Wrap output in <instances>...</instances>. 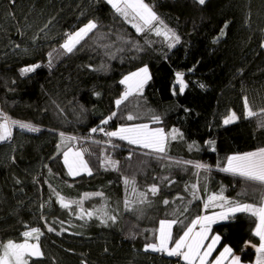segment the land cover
Wrapping results in <instances>:
<instances>
[{"label": "trees", "instance_id": "1", "mask_svg": "<svg viewBox=\"0 0 264 264\" xmlns=\"http://www.w3.org/2000/svg\"><path fill=\"white\" fill-rule=\"evenodd\" d=\"M144 2L178 43L171 39L169 47L150 31L137 33L106 0H0V113L40 129L12 125V137L0 141V244L23 243L25 231L39 228V239L28 242L43 255L30 257L29 264H177L164 253L145 251L156 242L161 220L183 221L173 225L174 242L193 219L209 212L204 204L210 195L223 190L226 199L243 203L257 196L251 182L219 168L229 155L264 147V117L245 118L244 108L245 98L253 111L264 108V0ZM90 20L97 27L65 53L60 45L66 34ZM37 64L21 75L22 68ZM144 67L150 79L143 93L117 107L125 92L120 81ZM177 73L183 74V93ZM146 111L150 118L134 117ZM232 112L238 119L225 125ZM138 123L176 129L182 139L169 140L160 158L104 131L91 132ZM69 148L82 153L91 175L68 174L63 152ZM196 163L208 171L198 173ZM125 178L135 184L126 185ZM153 185L156 195L148 191ZM57 193L80 203L62 208ZM139 193H146V202L139 203ZM125 200L133 211L125 209ZM105 212L116 222L102 224ZM255 226L248 213L213 224L211 233L220 236L215 255L228 246L243 264L255 262Z\"/></svg>", "mask_w": 264, "mask_h": 264}, {"label": "snow or ice", "instance_id": "2", "mask_svg": "<svg viewBox=\"0 0 264 264\" xmlns=\"http://www.w3.org/2000/svg\"><path fill=\"white\" fill-rule=\"evenodd\" d=\"M10 3H15V0H9ZM111 5L112 9L117 14L122 16L126 21L133 22L132 26L136 29L137 33L144 32L145 30H154L156 35H164L166 38L170 37L176 43L179 42V37L170 29L164 30L160 26H163V21L160 20L157 13L153 8L144 2V0H106ZM200 5H204L206 0H195ZM159 25V26H158ZM97 27L94 21H89L86 25L79 28L78 31L70 34H66V39L60 45L65 53H72L77 44L81 42L90 32ZM228 27L225 23L224 28L221 29L220 35H224V29ZM215 42V41H214ZM169 44V47H172ZM264 47V44H262ZM40 67L39 64L24 67L20 70L21 75L35 71L36 68ZM150 79L147 67L139 69L137 72H133L125 76L120 83L126 86V90L123 95L115 101L117 107H119L123 101H125L133 93L142 92L144 84ZM176 81L180 86V92L183 93L186 85L183 80V74H176ZM203 87V85H201ZM96 95H99L97 93ZM245 118H252L261 116L264 117V108L259 111H253L248 103L247 98L244 100ZM116 113L113 112L111 116L103 120L102 124H107ZM128 120H133L132 115L127 116ZM238 119L236 113H230L223 121L225 125L235 122ZM160 118L158 116L153 117V122L158 123ZM0 141L8 140L12 137V125H16L21 129H26L30 132H38L40 129L33 126L30 123H24L20 121L10 120L6 115L0 113ZM260 127H264V119L259 122ZM104 131L103 128L97 129L92 128L91 132ZM108 137H116L120 140H125L130 145H139L141 148L150 149L152 152L161 154L160 158L166 154L167 142L170 139L175 140L178 137L182 139V134L178 130L173 129L171 133H165L163 129L156 128L151 129L147 124H136L131 126H121L115 131L105 132ZM61 140H64V133H60ZM68 139L75 140V137H68ZM208 143H214L209 141ZM61 145H57V149ZM193 145H189L191 149ZM213 150H215L213 148ZM64 164L68 169L70 176H78L80 173L87 172L91 175V170L88 168L87 163L82 158V153L79 151H73L69 148L63 152ZM129 158H131L129 156ZM108 163L115 168L118 164L116 161L109 160ZM179 163V162H178ZM191 163V162H184ZM194 167L198 170L208 171L209 166L202 163L194 164ZM220 171L228 173L235 177H240L246 182H251L254 185L260 186L261 198L259 204L242 203L238 201H229L224 197L223 190L220 194L210 195L207 202L204 204V208L207 209L210 206H219L222 211L214 213L212 215H199L187 225L186 230L179 239H175L173 242L172 228L174 224L183 223L180 220H161L159 226V235L156 238V242L149 243L145 247V251L151 250L153 252L165 253L169 257H178L182 259L185 264H225V261H229V264H240V257L235 256L232 253V249L225 246L223 251L215 257L213 261H209V257L212 255L215 246L220 241V236H213L211 243L205 246L204 241L208 239V232L212 225L218 220H227L236 213H248L252 217L256 218V226L254 229V235L259 237V245L255 246L256 261L255 264H264V147H261L254 151H249L241 154L229 155L226 158V164L219 168ZM19 181H17L18 183ZM125 184H135L134 180L125 178ZM193 190L194 198L198 199L196 195V185L191 186ZM187 190V189H186ZM133 191L135 188L133 187ZM152 195H156L159 188L155 185L148 189ZM95 195L102 196V193H96ZM58 202L62 208H68L72 203L79 204L80 202L65 201L63 197L57 193ZM182 199V198H181ZM147 200L146 193H139V203H144ZM220 201L219 205L216 204ZM165 205L169 204V201L165 199L163 201ZM125 209L133 211L130 207L128 200H125ZM187 211V208L184 209ZM86 215L90 218L94 215L93 212H87ZM105 219H101L102 224H106L108 220L113 223L116 222V216H109L106 212L103 213ZM81 219L84 218L83 210H81ZM197 226L199 230L197 231ZM48 231H54L53 228L49 227ZM42 235L39 228H32L29 231H25L23 236L25 241L23 243H14L9 240L7 243L0 244V264H29L30 257H41L43 253L40 250L38 244H32L28 242V238L39 239ZM170 242L173 246L169 247ZM248 242H246L247 244ZM83 264V262H82Z\"/></svg>", "mask_w": 264, "mask_h": 264}, {"label": "rangeland", "instance_id": "3", "mask_svg": "<svg viewBox=\"0 0 264 264\" xmlns=\"http://www.w3.org/2000/svg\"><path fill=\"white\" fill-rule=\"evenodd\" d=\"M110 5V4H109ZM130 19L131 18H129V22H130ZM131 24L133 23V22H130ZM159 26V25H158ZM161 28H162V30H164V28H163V26H160ZM146 31H150V32H152V33H154L155 35H156V33H155V31L154 30H146ZM158 36V35H157ZM159 36H161V37H163L164 38V40L165 41H167V43H169V44H172V42H171V38L170 37H168V38H166L164 35H159ZM173 45V44H172ZM148 69V68H147ZM138 71V70H137ZM137 71H135V72H137ZM133 73V72H132ZM131 74V73H130ZM148 74H149V72H148ZM129 75V74H128ZM150 75V74H149ZM127 76V75H126ZM149 82V79L147 80V82L144 84V87H143V89H142V92H139V93H133L132 95H130L129 97H131V96H133V95H135V94H141V93H143V91H144V88H145V86L147 85V83ZM124 87H125V90H126V86L125 85H123ZM123 95V94H122ZM128 99V98H127ZM126 99V100H127ZM148 116L149 118H150V116H151V112H148V111H146V112H138L137 114H135L134 115V117H136V118H142V117H144V116ZM235 123V122H234ZM139 124V123H138ZM132 125H136V124H132ZM129 126V125H128ZM131 126V125H130ZM150 128V127H149ZM154 129H156V128H154ZM166 134L167 133H171V131L170 132H165ZM104 136H107V135H104ZM169 140L170 141H172V139H170L169 138ZM168 140V141H169ZM135 146H138V147H140L139 145H135ZM141 148V147H140ZM150 150V149H149ZM169 150V149H168ZM80 152V151H79ZM82 158H83V155H82ZM84 160V159H83ZM65 165V164H64ZM67 168V167H66ZM68 170V169H67ZM80 175H89L87 172H81L80 173ZM79 175V176H80ZM72 178H75V177H78V176H71ZM230 201H238L239 202V199L237 200V197H233V198H231V200ZM217 204V203H216ZM213 207L211 206V207H209L208 208V211L209 212H207L206 213V215H212V214H214L215 212L213 211V209H212ZM211 209V210H210ZM160 226V225H159ZM158 235H159V232H158ZM212 239V238H211ZM211 239H210V241H209V243H211ZM171 246H173L172 245V242H170V244H169V247H171ZM148 251H150V252H153V251H151V250H148ZM215 252V251H214ZM214 252H212V254L214 253ZM153 253H156L157 254V252H153ZM165 254V253H164ZM165 256H167V254H165ZM169 257V256H168ZM34 258H38V257H34ZM255 262H252V264H254Z\"/></svg>", "mask_w": 264, "mask_h": 264}, {"label": "crops", "instance_id": "4", "mask_svg": "<svg viewBox=\"0 0 264 264\" xmlns=\"http://www.w3.org/2000/svg\"><path fill=\"white\" fill-rule=\"evenodd\" d=\"M171 142V141H170ZM170 142H167V143H170ZM226 164V163H225ZM253 186H254V189H253V191H254V193L257 195V196H255V197H250V199L248 198V201L247 202H245V203H252V204H259V202H260V198H261V190H260V188L259 187H257L258 185H254L253 184ZM253 193V194H254ZM259 197V199H258V202L256 203L255 202V200L257 199ZM208 200V199H207ZM229 200V199H228ZM230 201V200H229ZM217 203V205H219L220 203H222V202H220V201H217L216 202ZM243 203V202H242ZM213 208V211L215 212V213H218V212H220V211H222V210H224V209H222L221 207H219V206H212ZM236 214H238V213H236ZM235 215V214H234ZM256 219V218H255ZM224 221H226V220H218L216 223H220V222H224ZM215 224V223H214ZM197 231L199 230V226H197V229H196ZM213 236H216L215 234H212L211 233V229H210V231L208 232V239L207 240H205L204 241V244H205V246L207 245V244H209V241H210V239L213 237ZM258 239H259V237H258ZM260 242V241H259ZM36 244V243H35ZM219 246H220V242L219 243H217L216 244V246H215V249L213 250V254L208 258L209 259V261H213L214 259H215V257L216 256H218L219 254H220V252H222L223 251V249L224 248H222L221 250H220V252L217 254V255H215V253H216V251L218 250V248H219ZM254 251H255V248H254ZM256 252V251H255ZM254 261H256V260H254ZM183 263L185 264V262L183 261ZM225 264H229V261H225ZM240 264H243L242 262H240ZM255 264V263H254Z\"/></svg>", "mask_w": 264, "mask_h": 264}, {"label": "bare ground", "instance_id": "5", "mask_svg": "<svg viewBox=\"0 0 264 264\" xmlns=\"http://www.w3.org/2000/svg\"><path fill=\"white\" fill-rule=\"evenodd\" d=\"M105 132H108V131L107 130H104L103 135H105L104 134ZM200 172H203V170L202 169L201 170H198V173H200ZM172 258L176 261L177 264H184L182 259H180V262H178L177 259H176L177 257H172Z\"/></svg>", "mask_w": 264, "mask_h": 264}, {"label": "built area", "instance_id": "6", "mask_svg": "<svg viewBox=\"0 0 264 264\" xmlns=\"http://www.w3.org/2000/svg\"><path fill=\"white\" fill-rule=\"evenodd\" d=\"M104 134H105V133H104ZM176 259H177L178 262H180V258L177 257Z\"/></svg>", "mask_w": 264, "mask_h": 264}]
</instances>
